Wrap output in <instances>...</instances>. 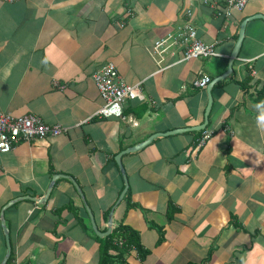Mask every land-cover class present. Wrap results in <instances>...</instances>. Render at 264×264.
Here are the masks:
<instances>
[{
    "label": "crops",
    "instance_id": "obj_1",
    "mask_svg": "<svg viewBox=\"0 0 264 264\" xmlns=\"http://www.w3.org/2000/svg\"><path fill=\"white\" fill-rule=\"evenodd\" d=\"M227 10L224 0H0V114L64 127L0 152V264L8 237L6 264H264V18L250 19L264 0ZM246 19L207 113L208 86L194 80L228 71ZM189 23L217 54L183 60L181 45L160 61L155 41ZM109 62L144 96L125 102L124 118L96 114L94 73ZM184 128L122 155L119 202L117 155ZM122 225L141 248L104 256L113 233L124 243Z\"/></svg>",
    "mask_w": 264,
    "mask_h": 264
},
{
    "label": "built area",
    "instance_id": "obj_2",
    "mask_svg": "<svg viewBox=\"0 0 264 264\" xmlns=\"http://www.w3.org/2000/svg\"><path fill=\"white\" fill-rule=\"evenodd\" d=\"M13 1V0H4ZM223 1V0H222ZM230 13L231 9L243 10L249 0H224ZM183 46V60L211 57L217 54L214 44H208L197 36V29L193 24L179 27L176 33L159 38L155 41L154 50L160 57L171 52L174 47ZM104 105L96 113L103 116L125 117V102L130 99H143L140 85L126 81L113 62L104 64L94 73ZM212 82L209 74L202 73L194 80V85L206 88ZM64 127L59 124L46 123L41 116L34 113L15 115L13 113L0 114V152L11 151L21 141L38 137L59 135ZM206 133L203 141L209 137ZM119 243H122L120 241Z\"/></svg>",
    "mask_w": 264,
    "mask_h": 264
},
{
    "label": "water",
    "instance_id": "obj_3",
    "mask_svg": "<svg viewBox=\"0 0 264 264\" xmlns=\"http://www.w3.org/2000/svg\"><path fill=\"white\" fill-rule=\"evenodd\" d=\"M258 17H261V18H264V14L263 13H259V14H256L252 17H250V19H253V18H258ZM249 21V19H246L243 24H242V27H241V33H240V37H239V40H238V43L235 47V50L232 54V57L230 59V65H229V69L228 71H226V73H224L223 75L217 77L214 81H212L209 85H208V91H209V94H210V104H209V107H208V110H207V113L209 112L210 110V107L212 106V102H213V96H212V86L215 82L221 80V79H224L226 78L227 76L230 75V73L232 72L233 70V62H234V59L237 57L238 53H239V50H240V47L242 45V42H243V39H244V35H245V30H246V24L247 22ZM207 124H208V118H206V121L205 123H203L202 125L198 126V127H190L192 129H203V128H206L207 127ZM190 128H184V129H175V130H171V131H168V132H159V133H155L153 134L152 136L149 137V139H147L146 141L140 143V144H137L135 146H132V147H129L127 148L126 150L122 151L121 153H119L117 155V160L121 166V168L123 169V174H124V177L126 179V188L124 189V191L122 192L121 196H120V199L118 200L119 202L124 198L125 194H126V191L128 189V181H127V176H126V172L124 170V166H123V163H122V155L124 153H127V152H131V151H136L144 146H146L148 143H150L152 141L153 138L157 137L158 135H166V134H172V133H179V132H182L184 130H189ZM56 179V177H55ZM27 196H22V197H19V198H26ZM31 198H35V197H31ZM18 200V199H15V201ZM14 202V201H12ZM91 216H92V219H93V225H94V229L96 230V232L99 234V235H107V234H110L111 233V227H109V230L107 232H104L102 233L99 228H98V225L96 224V221L94 219V216L93 214L91 213ZM4 213H3V224H4ZM112 221V220H111ZM6 228V227H5ZM6 233L8 235V230L6 228ZM8 246H9V250H8V253L3 261L2 264H6L7 261H8V258L12 252V248H11V245H10V240H9V237H8Z\"/></svg>",
    "mask_w": 264,
    "mask_h": 264
},
{
    "label": "trees",
    "instance_id": "obj_4",
    "mask_svg": "<svg viewBox=\"0 0 264 264\" xmlns=\"http://www.w3.org/2000/svg\"><path fill=\"white\" fill-rule=\"evenodd\" d=\"M121 231L122 232L118 233V235H116V237L120 236V235L123 236L125 238L124 243L122 245H119L120 247L116 246L115 243L113 244V241H112V239H113L112 237L114 236V233H113L112 235H110L111 240L107 244V246L104 250V254H105L104 256L108 257L110 255V253H109L110 248H116V250H119L120 251L119 252L120 258H123L125 252L129 251L133 245L138 247V248H141L140 243H139L140 237L136 231L132 230L130 227L123 226V225L121 227ZM110 256H109V258H110Z\"/></svg>",
    "mask_w": 264,
    "mask_h": 264
},
{
    "label": "clouds",
    "instance_id": "obj_5",
    "mask_svg": "<svg viewBox=\"0 0 264 264\" xmlns=\"http://www.w3.org/2000/svg\"><path fill=\"white\" fill-rule=\"evenodd\" d=\"M258 119H259L261 122H264V115L260 116Z\"/></svg>",
    "mask_w": 264,
    "mask_h": 264
}]
</instances>
